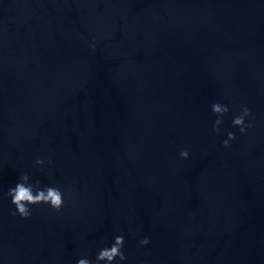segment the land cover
<instances>
[{"label":"water","instance_id":"1","mask_svg":"<svg viewBox=\"0 0 264 264\" xmlns=\"http://www.w3.org/2000/svg\"><path fill=\"white\" fill-rule=\"evenodd\" d=\"M22 171L64 208L13 216ZM117 234L127 264H264V0H0V262H95Z\"/></svg>","mask_w":264,"mask_h":264},{"label":"clouds","instance_id":"2","mask_svg":"<svg viewBox=\"0 0 264 264\" xmlns=\"http://www.w3.org/2000/svg\"><path fill=\"white\" fill-rule=\"evenodd\" d=\"M95 39L89 44L90 49L96 48ZM210 111L215 115L216 119L213 123V132L220 135L221 126L224 123V117L230 112L228 104L217 100L210 105ZM251 109L244 105L238 114L232 117L231 127L237 129L240 135H245L253 127L251 123ZM237 139L236 132L228 131L227 138L223 139L222 146L229 148L231 142ZM180 159L187 160L190 158V152L185 149L179 153ZM35 165L40 169H45L51 165V161L37 158ZM6 196L10 198V203L14 207L13 216H19L21 219H29L32 215L33 207L37 205H45L53 211L59 213L65 206V192L51 183H42L40 179H34L28 171H22L14 186L9 187ZM149 237L138 241L139 247H147L150 245ZM125 237L123 234H117L113 237L112 243L101 247L96 253L95 262L87 256H81L76 264H127L128 257L124 252ZM2 264V262H0Z\"/></svg>","mask_w":264,"mask_h":264}]
</instances>
